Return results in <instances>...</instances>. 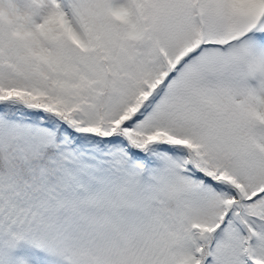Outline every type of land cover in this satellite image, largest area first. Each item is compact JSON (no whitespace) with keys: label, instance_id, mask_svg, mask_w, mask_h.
<instances>
[{"label":"snow or ice","instance_id":"obj_1","mask_svg":"<svg viewBox=\"0 0 264 264\" xmlns=\"http://www.w3.org/2000/svg\"><path fill=\"white\" fill-rule=\"evenodd\" d=\"M0 264H264V0H0Z\"/></svg>","mask_w":264,"mask_h":264}]
</instances>
